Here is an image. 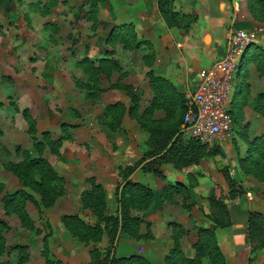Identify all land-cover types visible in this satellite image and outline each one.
Wrapping results in <instances>:
<instances>
[{"label":"crops","instance_id":"crops-1","mask_svg":"<svg viewBox=\"0 0 264 264\" xmlns=\"http://www.w3.org/2000/svg\"><path fill=\"white\" fill-rule=\"evenodd\" d=\"M93 4L95 12L87 25L90 22L94 26L95 35L91 41L100 44L96 48L102 49V53L96 51L97 57H109L111 54L115 56L112 51L114 50L120 59L122 69L130 72L131 76L137 75L133 76L131 83L135 88H142L144 92L142 97L140 89L138 113L142 112L152 98L147 70L151 69L153 75L168 80L186 99L194 88L198 69L211 64L224 54L226 48L224 34L227 26L242 29L256 26L246 11L245 0H169L168 10L163 11L158 9L157 0H95ZM171 11L176 13L174 17ZM126 24L132 25L136 38L143 41L137 47L122 48L114 37ZM257 26L256 35L244 48L232 74V90L227 105L233 115V128L231 127L228 137H224L221 142L220 148L223 151L220 150V153L212 156H203L198 162L181 167H176L171 162H162L159 166L161 176L136 167L128 178L149 186L152 191L149 205L141 212L144 222L139 224V231L144 232L143 227L147 222L152 237L135 239L118 234L116 243L119 242V246L115 245L114 252L116 256L139 253L152 264H161L163 255L170 245L168 222L171 220L179 222L187 229V234L180 239V247L190 255L192 249L187 243H193L196 238L195 230L190 227L191 223L196 226L212 224L206 216L209 204L203 196L214 183L222 190H226L220 168L224 165H235L237 158L244 156L247 141L264 135V21H260ZM146 46L150 47L146 53L151 55L150 65H146L142 58ZM124 53H127L125 54L127 58H124ZM116 77L115 71L109 75L97 74L96 86L99 89L90 98L92 125L68 128L76 145L69 143L72 146L70 147L67 139H63L58 147V153H50L46 147L42 151V155L54 170L64 178L63 194L57 196L54 203L44 209V215L51 225L47 237L48 247L56 257L67 264H86L89 260L88 249L92 243L85 244L74 239L62 225L60 214L77 212L82 217V213L87 211L80 204L79 193L86 187L84 178L88 175L94 176L104 189L106 212H114L116 208L114 187L119 179L118 169L140 157L141 148L148 136L146 130L125 114L120 127L113 131L104 124L106 104L116 100H120L125 106L130 104V98L121 88L108 86ZM125 78L122 76L121 80L128 83V79ZM26 81L21 84L20 92L33 90L34 83H31V79ZM25 101L27 103L18 104L17 108H12V112L6 116L5 126L9 125L6 133L10 132L11 139L18 134L14 119L17 121V115L21 116L17 110H21L22 106L35 118L36 131L43 129L42 125L49 126L44 122H47L48 117L41 119L42 116L34 111L33 103L28 97ZM163 116L162 109L155 108L151 112L152 119H160ZM20 125L26 126L23 117H20ZM1 127L0 125L2 131L0 139L4 134V128ZM233 142L237 149H234ZM2 144L0 142V146ZM22 148L30 155H36V152L31 154L32 142ZM2 153L0 147V182L4 191H9L19 186V182L3 168ZM8 157L11 161L20 160L21 152L15 151ZM247 177L249 179L243 178L242 183L247 184V188L250 189L235 197L229 207L230 226L214 229L222 251H228L231 256V264H247L248 261L249 247L245 236L247 212L251 209L264 212V182ZM176 183L183 187L175 185ZM164 188L175 189L168 193L169 198L174 194L173 202L164 197ZM184 188L192 197L188 210L182 207L180 201L182 196L180 192ZM28 203L29 201L26 202L25 209L31 216L32 211ZM2 211L0 205V213ZM11 216L0 214L9 226L15 224L14 221L12 223L9 221ZM38 227L42 230L41 224ZM104 241L106 243L105 236L98 243L104 245ZM263 254L264 250L259 257ZM37 259L39 260L38 257Z\"/></svg>","mask_w":264,"mask_h":264},{"label":"rangeland","instance_id":"rangeland-1","mask_svg":"<svg viewBox=\"0 0 264 264\" xmlns=\"http://www.w3.org/2000/svg\"><path fill=\"white\" fill-rule=\"evenodd\" d=\"M94 2L95 0H0V125L2 126V129L4 128V134L0 139V142L3 143L2 146H0L3 150L2 162L11 161L8 159L9 155L14 154L15 151L16 153H20L22 150H25L22 148L23 146L30 145L32 142L31 136L28 135L29 133H27L26 131L27 125L24 127L20 125V117H22V115L20 117H18L17 115V121L16 119H14L16 122L15 127L17 128L18 133L16 137L11 139L10 132L6 133L9 125L5 126V124L7 123L6 116L8 115V113L12 112L11 109L17 108L18 104L23 105L27 103V101L24 102L27 97L29 98L30 102L33 103L34 111L42 116L40 117L41 119L44 117H48L47 122H44L48 123L49 126L47 125L45 127L46 124L42 125L43 129L38 130L33 134L37 139H40V133L43 130H48L52 138L60 136V124L62 123L65 124V132L68 135V137L64 139H67L68 145L69 143L73 144L74 146L76 145L75 140L71 138L70 132H68V128H76L78 125L83 127L92 125V118L90 115L92 109V100L90 98L99 89L96 86L97 77L95 80H92V78L89 77L83 69L85 61L87 60H90L94 65H97L98 59L106 58L116 66L115 68H108L109 70H107L106 73H100L109 75V73L112 71L116 72L117 77L113 83L108 84L109 87H114L113 85H111L114 83H124L130 86L129 91L132 92L136 99V112L138 113V101L140 98L138 96L140 94V89L142 97H144V92L142 88H135L131 83L133 76L137 75L131 76L129 75L130 72L128 73L127 70H125L124 68L122 69L120 59L117 55V52L114 50L112 51L115 56L111 54L109 55V57H97L96 51L102 53V49L96 48L97 46H100V44L91 41L92 36L95 35V32H93L94 26H92L90 22L89 25H87V22L91 19L90 17H92V14L95 12V6L93 4ZM245 7L247 8L246 11L248 12V14H250L253 22L256 24V26L248 29L254 32V37L256 35V29L258 27L257 25L260 21H264V2L259 6V9L255 12V15L253 14V16L248 9V0H245ZM228 28H230V26H227V31ZM226 32L224 34L225 39ZM149 48L150 47H147L143 54H146ZM125 54L127 53H124V58H127V55ZM106 68L107 67H105L104 69ZM122 76L126 77L125 79H128L129 82H123L121 80ZM27 79H31V83H34V85H32L33 93L32 91L20 92L21 84L24 81L27 82ZM123 91L125 92V90ZM125 94L128 96V98H130L126 92ZM83 99L86 101H83ZM129 105H131V100ZM128 106H125V108H127ZM22 108L24 107L22 106L21 109ZM124 114L136 121L135 118L130 116L126 110L124 111L123 115ZM105 115L107 119L106 109ZM123 115L121 116L120 124L122 122ZM1 116L4 118H1ZM164 116L160 119L165 118ZM136 123L138 122L136 121ZM120 124L117 128L120 127ZM22 128L24 130H22ZM231 129L229 130V132L231 131ZM1 133L2 131L0 130V136ZM73 133L75 136V130L73 131ZM228 134H226V136ZM222 140L223 138L216 142L220 147H222ZM233 144L234 149H237V145H235V142H233ZM86 145H88L87 142ZM248 146L249 141H247V144L245 146V154L243 157L248 158L249 156H251V151ZM44 147H46V149L49 151L47 146ZM85 147L87 148V146ZM31 150V154L33 152H36L33 146ZM239 158L240 157L237 158L238 160L235 165H224L220 168V173L226 184V190H222L216 183H214L210 187L208 192L203 196L205 199H207L208 204V195L211 193L217 198H222V201L226 203L227 209L229 210V207L232 204V200L235 199V197L246 193L248 189H250L247 188V184L244 185L242 183L243 178L249 179L247 177L249 176L251 178H255L264 182V178L254 174L250 168L246 167V164H240ZM89 176L91 175H88L84 178V182H86L85 179ZM175 185H177V183ZM177 186L183 187L181 184H178ZM17 188H19V186L14 187L9 191H4V187H2L0 196L2 193H11ZM85 188H88V183ZM239 188L241 189V192L237 193ZM230 192L232 193V195ZM233 192L236 193L233 194ZM31 193L34 198L38 200L37 194L33 192ZM180 194H182L180 200L182 207L186 210L190 209V199H192L191 195L187 193V190L185 188L180 192ZM172 196H174V194L171 195V199L173 202L174 200ZM26 202L27 201L24 202V208ZM0 205L1 210H3L0 214L2 216H4L5 214H11L12 216L9 221L11 223L12 221H14L15 223H12L10 226L6 223L7 227L2 230L6 252L1 254L0 259L8 261L9 264H44V259L40 253L42 247V239L45 238L47 242V237L51 231V225L49 224L47 217L44 215L45 208L42 206L38 208V205H34L29 201L28 207H30V211H32V217L29 214L28 215L33 222V226L32 228H26L20 224L17 216L14 213H6L1 202ZM86 210L87 211L85 213H82V218L88 222H93L95 220V217L93 216L91 210L89 208H86ZM207 210L208 213L206 214V216L208 217V214L210 212V204L208 205ZM135 212L140 217V223L144 222L141 213L142 210ZM262 213L264 214V212ZM0 219L4 220L1 217ZM34 221L37 224L36 226ZM172 223L176 224V226H172ZM39 224H41L42 230L40 229V227H38ZM191 224L192 225L190 227L195 230L196 236L197 228H211L212 226V224L210 226H196L193 223ZM168 226L170 231L168 233L170 245L163 255V261L161 262V264H165L164 256L168 254L169 250L173 246L172 234H175L177 246L182 254L186 257H192L194 254L192 242L187 243V245L192 249V253L190 255H187L186 251L184 252L180 247V239L184 237L185 234H187V229L182 224L174 220L169 221ZM228 226H230V224ZM214 229H212V233L221 257L225 264H231V256H229L228 251H222L218 236ZM139 230L140 229L138 227V233L140 234L138 237H133L131 235H128L124 231L119 230L114 239L113 254L115 252V245L116 247L119 246V242L116 243L118 234H125L128 237L135 239L140 237H152V233L149 230V223L146 222L145 227H143L144 232L141 233ZM246 242L249 247L247 264H264V254L259 257L261 251L264 250V246L252 249L254 242H250L247 237ZM92 245L93 244H91L90 247ZM95 245L99 248H103L106 243L103 245L96 242ZM14 246H23L26 251V256H22V252ZM48 250L52 258L60 259L50 251L49 247ZM22 257L24 258L21 259ZM37 257L40 261L37 259ZM201 261L203 264H213L205 255L201 257ZM64 263L67 264L66 262Z\"/></svg>","mask_w":264,"mask_h":264},{"label":"trees","instance_id":"trees-1","mask_svg":"<svg viewBox=\"0 0 264 264\" xmlns=\"http://www.w3.org/2000/svg\"><path fill=\"white\" fill-rule=\"evenodd\" d=\"M168 1L157 0L158 9L168 10ZM263 2L264 0H248V9L252 16L255 15ZM171 15L174 17L176 13L171 11ZM114 37L124 48L137 47L143 42L136 38L133 27L129 24L124 25L120 32L115 33ZM149 57L151 55L144 54L142 56L146 65H150ZM105 67L107 68L104 69ZM115 67L110 60L102 58L98 59L97 65H94L90 60L85 61L83 69L92 80H95L98 73H106L109 70L108 68ZM146 75L152 91V98L141 113L136 112V99L129 91L130 86L124 83L111 85L125 90L130 97L131 105L125 108L122 102L115 101L105 106L107 119L104 124L108 129L115 130L119 126L121 116L126 110L130 116L135 118L140 127L148 132L145 144L141 148L140 157L118 169L119 179L114 187L116 198L114 212L107 213L105 211L104 190L93 176H89L85 179L88 188L80 191L79 200L82 207L91 210L95 220L88 222L75 212L60 215L62 225L72 237L85 244H93L88 250L89 260L86 264H151L150 261L138 253L120 256L113 254V243L119 230L133 237L140 235L138 233L140 217L135 211L145 209L149 205L152 196L149 186L138 181H131L128 178L136 167L161 176L159 166L162 162H171L174 166L181 167L196 163L203 156H212L221 152L217 143L207 144L196 138H186L179 134L178 129L185 108L184 95L177 91L168 80L153 75L151 69L146 71ZM155 108L164 110L165 118L152 119L151 112ZM20 113L26 122V131L31 135L32 146L36 151V155H30L27 150H22L20 160L2 162L3 168L10 171L17 178L19 188L11 193H2L0 202L6 213H14L22 226L32 228L33 222L24 208V202L30 201L34 205H38V208L40 206L46 208L52 205L56 197L64 192L63 177L54 170L42 155V149L47 146L51 153H58L61 140L68 137V135L65 132V124L61 123L60 136L52 138L48 130H43L40 133V139H37L33 135L36 132L35 119L26 107L22 108ZM231 116L233 118V115ZM248 147L251 156L248 158L240 157V164H246V167L250 168L254 174L264 178V135L250 141ZM2 187L3 184L0 182V192ZM174 190L170 188H164L163 190L164 197L171 202L172 199L168 197V193ZM31 192L37 194L38 200L34 198ZM240 192L241 189L239 188L237 193ZM208 200L210 204L208 217L212 226L211 228H197L196 240L192 244L194 248L193 256L186 257L182 254L177 246L176 236L172 234L173 246L168 254L164 256L165 264H203L201 261L203 255L207 256L213 264H225L215 244L212 229L230 224L229 210L222 198H217L210 193ZM171 225L176 226L173 223ZM6 227V222L0 219V256L6 252L2 235V230ZM245 228L247 239L254 242L252 249L264 246V214L262 212L257 210L248 211ZM103 236L106 237V245L99 248L95 244ZM14 247L22 252V256H26L23 246ZM40 253L44 259V264H65L60 259L50 256L45 238L42 239ZM0 264H9V262L0 259Z\"/></svg>","mask_w":264,"mask_h":264},{"label":"built area","instance_id":"built-area-1","mask_svg":"<svg viewBox=\"0 0 264 264\" xmlns=\"http://www.w3.org/2000/svg\"><path fill=\"white\" fill-rule=\"evenodd\" d=\"M253 33L248 29L228 28L224 54L198 69L194 88L184 101L178 129L182 137L212 144L228 134L232 127L227 105L232 90V74L244 48L252 41Z\"/></svg>","mask_w":264,"mask_h":264},{"label":"water","instance_id":"water-1","mask_svg":"<svg viewBox=\"0 0 264 264\" xmlns=\"http://www.w3.org/2000/svg\"><path fill=\"white\" fill-rule=\"evenodd\" d=\"M220 150H221V151H223V149H222V148H220Z\"/></svg>","mask_w":264,"mask_h":264}]
</instances>
